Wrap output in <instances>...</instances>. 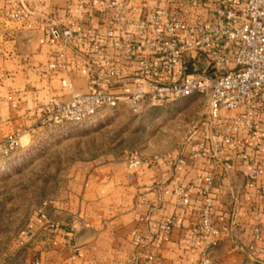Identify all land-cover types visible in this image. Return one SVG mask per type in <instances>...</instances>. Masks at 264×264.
Segmentation results:
<instances>
[{"label":"built area","instance_id":"2783aa9c","mask_svg":"<svg viewBox=\"0 0 264 264\" xmlns=\"http://www.w3.org/2000/svg\"><path fill=\"white\" fill-rule=\"evenodd\" d=\"M152 2L148 8L137 0H73L58 22L46 9V0H5L0 6V24L15 23L26 29L41 24L51 38L64 45H89L86 64L94 67L106 84L121 78V62L135 63L133 87L126 94L110 88L75 91L61 80V85L71 90L69 97H51L40 105L36 126L81 123L120 104L141 114L150 107L199 95L203 98L200 118L189 125L173 149L150 155L136 150L127 153L124 166L128 179L140 167L183 166L200 158L245 163L249 166L248 179L264 197L262 160L249 143L258 138L264 144V0ZM108 49L115 57L107 54ZM184 57L191 60V71L173 79L175 67ZM202 58L206 65L200 68ZM56 65L52 62L49 67ZM20 145L18 133L7 134L0 141V156H9ZM212 188L213 176L207 173L198 183L162 191L177 197L175 208L187 207L194 189L203 196L199 218L190 227L189 251L198 254L193 264H210L208 252L219 234L212 219ZM50 203L42 201L36 216L47 229L55 230L57 223L48 220L46 214ZM173 226L168 218L158 223V231L167 234ZM32 234L30 227L25 229L20 243ZM240 248L264 264V228L253 225L251 240ZM147 260L152 261L153 255ZM30 264L43 262L34 257Z\"/></svg>","mask_w":264,"mask_h":264},{"label":"crops","instance_id":"0c3cea01","mask_svg":"<svg viewBox=\"0 0 264 264\" xmlns=\"http://www.w3.org/2000/svg\"><path fill=\"white\" fill-rule=\"evenodd\" d=\"M71 1L46 0V9L61 22ZM141 1L148 8L153 3L137 0ZM4 2L0 0V6ZM89 51V45H64L51 38L41 24L33 29L0 24V141L9 133L19 134L21 146L31 141L32 132L38 130L32 127L39 106L51 97H69L71 90L62 86L61 80L80 92L110 88L126 94L132 89L135 63L121 62V78L106 84L94 67L87 66ZM107 54L115 57L112 49ZM52 62L59 65L50 68ZM205 65L202 58L199 67ZM190 71L191 60L184 57L176 65L173 79ZM199 116L189 118L168 150ZM249 143L262 160L264 178V144L258 138ZM125 158L100 157L81 165L64 195L46 207L48 220L56 222L57 228L49 230L33 217L29 225L32 237L24 243L29 259L39 257L43 264H193L198 254L189 251L190 227L199 218L203 196L194 189L190 204L175 208L177 197L162 191L198 183L210 173L212 219L219 228L208 252L210 264H263L240 248L251 240L253 225L264 228V197L248 179L247 164L200 158L183 166L140 167L128 179ZM168 218L173 220V228L167 234L159 233L158 223ZM149 254L152 261L147 260Z\"/></svg>","mask_w":264,"mask_h":264},{"label":"rangeland","instance_id":"374dc122","mask_svg":"<svg viewBox=\"0 0 264 264\" xmlns=\"http://www.w3.org/2000/svg\"><path fill=\"white\" fill-rule=\"evenodd\" d=\"M163 107L133 113L126 104L106 109L81 123L38 127L31 141L0 156V264H30L20 243L42 201L64 195L84 162L162 153L174 146L190 117L200 115L203 98L192 96ZM33 233V230H32Z\"/></svg>","mask_w":264,"mask_h":264},{"label":"trees","instance_id":"16d2710c","mask_svg":"<svg viewBox=\"0 0 264 264\" xmlns=\"http://www.w3.org/2000/svg\"><path fill=\"white\" fill-rule=\"evenodd\" d=\"M159 107H150V108H148L146 111L147 112H150V111H152V110H155V109H158Z\"/></svg>","mask_w":264,"mask_h":264}]
</instances>
